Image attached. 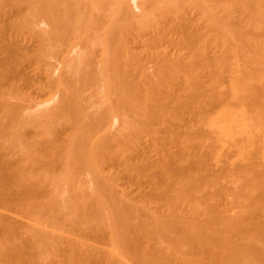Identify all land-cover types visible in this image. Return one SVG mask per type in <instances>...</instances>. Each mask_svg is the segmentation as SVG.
Instances as JSON below:
<instances>
[{
	"label": "bare ground",
	"instance_id": "6f19581e",
	"mask_svg": "<svg viewBox=\"0 0 264 264\" xmlns=\"http://www.w3.org/2000/svg\"><path fill=\"white\" fill-rule=\"evenodd\" d=\"M0 215L73 264H264V0H0Z\"/></svg>",
	"mask_w": 264,
	"mask_h": 264
},
{
	"label": "rangeland",
	"instance_id": "374dc122",
	"mask_svg": "<svg viewBox=\"0 0 264 264\" xmlns=\"http://www.w3.org/2000/svg\"><path fill=\"white\" fill-rule=\"evenodd\" d=\"M18 156H22V155H18ZM17 155L15 156L16 157V159L18 158L19 159V157H18ZM23 157V156H22ZM223 200V199H222ZM59 216H58V219H62V216L64 217H67V216H69V215H67V214H58ZM3 217H5V219H3ZM3 219V220H2ZM10 219H11V221L12 222H10ZM1 221H3L2 223H1ZM8 221V222H7ZM4 222H6V223H4ZM16 222V223H15ZM9 223V224H8ZM8 224V225H7ZM4 228H3V227ZM6 226V227H5ZM21 226V227H20ZM18 227V228H17ZM20 227V228H19ZM24 229H23V228ZM4 229V230H3ZM24 230V231H23ZM14 231V232H13ZM1 232H4V233H1ZM31 232H32V229H31ZM38 232V231H37ZM25 233H27V234H25ZM0 234H2V235H0V246H1V248H0V264H73V261H71V260H69V259H66L64 256H56V255H53V256H51V257H54V258H51L50 257V255L52 254L51 253V249H52V252H53V248L56 250V248H57V246H54V245H51V246H53V248H46V247H50V246H48V245H46V244H50V243H43L44 241H46L47 242V240H43L42 241V243L45 245V246H42V247H44L43 249L41 248V246H40V240H32L33 241V243H32V241H31V239H29V238H31V234H30V229L29 228H25L24 226H22V225H20V223H18L17 221H15L14 220V222H13V219L12 218H7V216H1L0 215ZM36 234V233H35ZM41 234H43V232L41 233ZM41 234H40V237L42 238V236H41ZM33 235V234H32ZM37 235H39V234H37ZM46 235H48V236H46ZM46 235H43L44 237L46 236V237H49V233H47ZM52 236V235H51ZM50 236V237H51ZM39 237V238H40ZM45 237V238H46ZM27 239H29V240H27ZM33 239V238H32ZM51 239V238H50ZM53 239V238H52ZM6 240V241H5ZM35 241L37 242V243H35ZM49 241H51V240H49ZM54 242V241H53ZM53 242H52V244H53ZM30 243V244H29ZM32 243V244H31ZM35 243V244H34ZM41 243V244H42ZM4 244V245H3ZM7 244V245H6ZM37 244H39L38 246L40 247H38L37 246ZM12 247H11V246ZM57 245V244H56ZM260 245H261V243H260ZM264 244H262V246H263ZM261 246V247H262ZM9 247V248H8ZM56 247V248H55ZM64 247V246H63ZM59 248V247H58ZM257 249H258V246H257ZM259 249H260V247H259ZM54 250V251H55ZM1 251H2V253H1ZM5 251H6V253H5ZM8 251V252H7ZM17 251V252H16ZM24 251V252H23ZM26 251V252H25ZM42 251H44V253L42 252ZM259 251V250H258ZM262 251H263V249H262ZM4 252V253H3ZM56 252V251H55ZM55 252H54V254H55ZM260 252H261V250H260ZM22 253H25V254H22ZM31 253V254H30ZM50 255H49V254ZM5 254V255H4ZM42 254H44V255H42ZM20 255V256H19ZM43 256H45V257H43ZM16 257V258H15ZM18 257V258H17ZM28 258V259H27ZM58 258V259H57ZM60 258V259H59ZM250 258L251 257H249L248 259L250 260ZM34 259V260H33ZM106 259H108V260H106ZM111 258H100L99 260L98 259H89L88 261H85V262H82L81 260H84V259H81L79 262L81 263V264H118L117 263V261L116 260H110ZM237 259H239V258H237ZM248 259H247V261H248ZM4 260H6V261H4ZM14 260V261H13ZM58 260V261H57ZM77 260V259H76ZM87 260V259H86ZM252 260L254 261V259L252 258ZM9 261V262H8ZM48 261V262H47ZM63 261V262H62ZM112 261V262H111ZM139 260L137 259V261H133V264H136L135 262H138ZM246 261V262H247ZM252 261V262H253ZM4 262H7V263H4ZM78 262V261H77ZM100 262V263H99ZM106 262V263H105ZM246 262L245 263H243V264H246ZM76 263V262H75ZM74 263V264H75ZM80 263H78V264H80ZM130 264H132V261H130L129 262ZM139 263L140 264H145V263H143V262H140L139 261ZM138 263V264H139ZM248 263H251V260L250 261H248ZM254 263V262H253ZM252 264V263H251Z\"/></svg>",
	"mask_w": 264,
	"mask_h": 264
}]
</instances>
